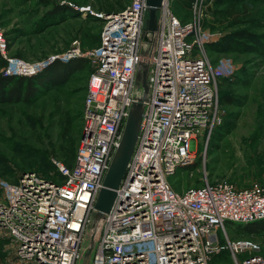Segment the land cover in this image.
I'll list each match as a JSON object with an SVG mask.
<instances>
[{"label":"built area","instance_id":"obj_1","mask_svg":"<svg viewBox=\"0 0 264 264\" xmlns=\"http://www.w3.org/2000/svg\"><path fill=\"white\" fill-rule=\"evenodd\" d=\"M145 1L95 13L103 25L96 48L83 54L91 71L73 164L54 160L53 174L25 170L0 185V234L14 244L20 264L77 263L104 175L140 96L135 86L142 63L147 91L139 132L91 264H209L223 251L233 264H264L256 241L227 235L228 223L264 219L263 184L205 181L178 192L168 180L193 163L197 147L221 120L217 84L226 65L205 54L218 39L205 26L215 0H190L188 20L174 15L172 0H163L156 37L146 35L147 47ZM0 55L5 75L31 77L51 61L9 55L1 31Z\"/></svg>","mask_w":264,"mask_h":264},{"label":"rangeland","instance_id":"obj_2","mask_svg":"<svg viewBox=\"0 0 264 264\" xmlns=\"http://www.w3.org/2000/svg\"><path fill=\"white\" fill-rule=\"evenodd\" d=\"M130 1L0 0V31L8 42L9 55L28 61L51 59L41 73L57 61L83 58L87 62L85 70L69 73L63 82L46 81L28 96L23 92L25 100L0 95V185L2 181H15L25 170L53 174L54 160L67 165L74 162L91 71L83 54L96 48L103 25L95 13L119 10ZM170 9L181 19L192 16L186 0H172ZM225 9L231 15L219 14ZM209 10L212 19L205 26L216 32L218 39L212 43L217 47H206L205 54L213 64L222 60L226 65L217 84L218 99L227 94L235 100L230 106L218 103L220 123L208 141L199 144L190 167L178 168L169 177L178 192L205 181H226L238 187L252 181L264 185V0H215ZM213 11L218 13L213 15ZM159 15L158 9L156 20ZM147 17L146 12L142 39L146 47ZM240 32L243 36H236ZM228 38L229 43H225ZM146 47H142V53ZM2 74L4 69L0 67V77ZM135 93L142 96V82L135 86ZM227 235L229 239H252L264 251V231L251 234L229 227ZM219 236L224 239L221 231ZM84 240L85 236L82 244ZM9 262L20 264L14 259V244L0 234V264ZM209 264L233 262L223 251Z\"/></svg>","mask_w":264,"mask_h":264},{"label":"water","instance_id":"obj_3","mask_svg":"<svg viewBox=\"0 0 264 264\" xmlns=\"http://www.w3.org/2000/svg\"><path fill=\"white\" fill-rule=\"evenodd\" d=\"M163 0H146V10L148 17L145 26L146 35H152L154 38L157 34L156 11L161 6ZM147 53V52H144ZM146 70L147 65L141 64L137 75L138 84L142 82L143 94L136 97L133 101L129 115L125 122L121 139L115 149L109 167L104 175L102 186L99 189L97 197L93 205V216L85 234L84 243L81 246L80 255L76 264H91L98 238L104 223L105 214L110 210L116 196V189L123 178L131 154L133 152L137 135L139 132L143 101L147 91L146 85Z\"/></svg>","mask_w":264,"mask_h":264},{"label":"trees","instance_id":"obj_4","mask_svg":"<svg viewBox=\"0 0 264 264\" xmlns=\"http://www.w3.org/2000/svg\"><path fill=\"white\" fill-rule=\"evenodd\" d=\"M186 3L190 5V0H186ZM215 3V1H214ZM231 7H233L231 5ZM123 8V7H121ZM109 12V11H106ZM216 11H213V15H215ZM222 14L224 17L227 15H231V13H228V11L223 10L220 11L219 14ZM100 20V19H98ZM214 20V19H213ZM102 21V20H101ZM212 22V21H210ZM209 22V24H210ZM206 25V24H205ZM237 35H242L243 33H237ZM241 36V37H242ZM100 39V37H99ZM229 39L225 40V43H229ZM99 43V40H98ZM97 43V44H98ZM228 45V44H227ZM217 45L209 44L207 45V49L216 48ZM0 67H4L6 64V61L3 60L2 56L0 55ZM87 66V62L83 58H78L75 60H71L69 62L60 63L55 62L53 63L49 68L44 70L42 73L31 76V77H25V76H16V75H3L0 77V95H7L11 99H18V100H25L26 95L23 92H27V96L36 88L38 85H45L46 81H53V82H63L65 81L66 77L69 75V73H73L77 70H85ZM247 86V85H246ZM235 98L231 95H221V97L218 99V103L221 106H230L232 103H234ZM73 164V163H72ZM72 164H65L67 166H71ZM190 167V166H188ZM188 167H180V168H188ZM43 175H48L47 173H42ZM177 190V187H176ZM234 227L240 230L245 231V233H260L264 231V219L250 222L246 224H227V228ZM241 227V228H240ZM226 252V251H225ZM264 252V251H263ZM216 256V255H215ZM213 258V257H212Z\"/></svg>","mask_w":264,"mask_h":264}]
</instances>
